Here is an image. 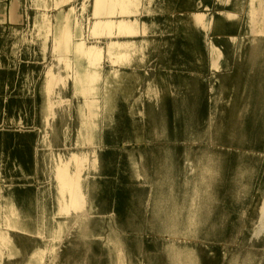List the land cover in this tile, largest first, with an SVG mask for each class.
I'll return each mask as SVG.
<instances>
[{
    "label": "rangeland",
    "instance_id": "obj_1",
    "mask_svg": "<svg viewBox=\"0 0 264 264\" xmlns=\"http://www.w3.org/2000/svg\"><path fill=\"white\" fill-rule=\"evenodd\" d=\"M95 1L0 0V264H116L104 249L109 233L121 240V264H176L161 242L166 217L129 187L149 184V167L154 188L168 180L179 141L168 115L178 123L206 95L187 17L196 0H134L116 13L106 4L101 20L127 19L138 32L101 37L92 34ZM229 9L241 17L216 19L217 42L227 49V36L245 38L218 75L232 104L198 143L206 165L197 171L208 170L209 184L202 215L177 223L173 238L182 250V238L204 244L217 229L223 244L229 228L242 264L249 251L264 253V0H233ZM62 164L72 176L81 170L86 197L69 215L61 213ZM187 225L199 238L181 235Z\"/></svg>",
    "mask_w": 264,
    "mask_h": 264
},
{
    "label": "crops",
    "instance_id": "obj_2",
    "mask_svg": "<svg viewBox=\"0 0 264 264\" xmlns=\"http://www.w3.org/2000/svg\"><path fill=\"white\" fill-rule=\"evenodd\" d=\"M133 1L134 0H96L93 15H94L95 19H98V18L99 19H98V22L94 25V27L92 29V34L95 35L96 37H101V36H105V35L106 36H113L114 34L115 35L118 34L120 36L136 35L138 30H137L136 25L133 24L132 21H128L126 19V20H120L119 22H114V21H108V20H101L100 19L101 16H103L102 15L103 10H106L105 9L106 4L111 3L112 5H114L113 11H111V12L116 13L115 11L118 10V7H120V10H122L123 4H127V2L131 3ZM202 2H204L208 5H211L210 9L215 14V16H214L213 21H212V29H211L210 36L215 38L216 44L218 45L220 50L225 53L226 58H227V65L224 69L219 70V71H214L212 69V66L210 65V61L208 60V57L204 51L202 41L200 38V33H199L198 28H197L196 22L192 18V14L195 13L198 9H201V7L198 8L199 0H196L195 5H194V10H191V12H189L187 14V17H188V19L191 20L192 28H193L194 32L196 33V36H197V39L199 42V46L201 48V55H199L197 58V60H198L197 62L202 66V74H200V86H201V88H203L202 83L204 81L207 83V85L210 88L214 87L216 90L214 89L215 91L213 93H212V91L211 92L208 91L206 95L200 97L198 108H196V111L194 113H189V114L194 115L195 113H198V111L202 110L201 100L204 99L205 101H207V108L205 107L203 109L205 111V115H206V121H205L206 123L205 124L207 126H210L209 123L211 124L216 118H219L220 121H222V122L227 119L228 111H229L231 104H232V95H225V84L220 81V78L218 77V75L228 71V69L231 67L230 57H239L240 56V54L242 53V48H243V45L245 42V38L242 34L237 35L239 37L242 36L243 43H242V46L239 50L235 51L234 53H231L230 51H228V38L230 36H236V35L227 36L226 37L227 49H224L217 42V39H220V37L215 36V21L217 18H221L225 21L226 24H228V23L237 22L239 20V18L236 21L230 22L225 17L218 14L219 10H225V11L232 12L229 9L231 5L225 6V7H218L215 4L216 0H207V1L202 0ZM232 2H233V0L231 1V4H232ZM202 10H206V9L204 8ZM132 13H133V11L131 9H129V11H127L125 15H131ZM233 13H235V12H233ZM236 14H238V13H236ZM124 24L129 25V26L131 25V28L130 29H123ZM115 28H116V31H115ZM123 33H125V35ZM68 39H69V34L66 33L64 36V40L62 39L61 42L68 43ZM111 45L112 46H123V45L129 46L131 44L129 43V41L128 42H119V41L115 42V41H113L111 43ZM91 49L100 52L96 48H91ZM101 53H102L101 58H103V51L102 50H101ZM109 54L112 55V51L110 49H109ZM209 78H211V79H209ZM52 84H53V82L51 81V85ZM223 99H225V101L223 103H221V101ZM186 103L189 104L188 101H186ZM210 116H212L214 118H212ZM185 117H186V114L183 116V118L178 123L173 124V122H171L173 119L172 116L168 115L169 122L167 124V132L169 134H176V137L179 138V142H178L179 145L173 146L169 150L170 151V153H169L170 156L168 157L169 161H170L169 167L173 171L172 174L170 175L168 180L162 184L161 188L156 189L153 187V182L155 181V175L150 170V167H149V171H150L149 172V176H150L149 184H148V186L145 185L146 187H142V188L140 187L141 189L147 190L146 191L147 192V199L145 201L146 203L144 202V204H147V205H145V206H149V210L155 211V214L158 216V218L164 217V219H165V217H166L165 225L163 224V228L166 230L165 233H168V236H166L164 238V240H162L161 242H162V245L167 246L169 244L167 251H169V248H170V251H169L168 255L171 256V258H173L175 260L176 264H188V263H187V259H186L187 258L186 254L184 253L183 249L181 250V249H177L175 247V241H174L175 238H173V234H176V232L178 231V228L175 225H178L177 223H179L180 221H189L190 218H196L199 213H201V215H202L201 211H202L203 203L208 199V197H207L208 193L206 192L208 189L206 187L209 186V184L205 182L206 179L204 178L205 174H203V170L200 173H198V171H197V168H198L200 162H202V163H204V165H206L205 161L202 160L204 155H201V156L199 155V153H200L199 151L201 150L202 147H199L198 143L202 139L195 142L192 135L187 136L184 134V129L186 128ZM206 125H205V129L207 127ZM171 128H172V130H171ZM180 131H182V134H183L182 136H180ZM204 139H205V136H204ZM186 141H190L192 143V145L187 146ZM174 147L176 148V150ZM195 147H197V148H195ZM150 149H151V147H149V151H150ZM176 151H177V154H176ZM178 151H179V153H178ZM188 161H190L192 164H187ZM178 169L181 170V172L178 171ZM68 171H69V164H62L57 169V172H58L57 173V181L59 183L60 190H61L62 194L65 197H67V200L61 206V213L63 212L62 214H65V215H69L72 212V208H73V211L83 210L85 207L84 205L86 204L85 203L86 197H85V194H84V191H83V188L81 185V180H80L81 179V177H80L81 170L79 169L77 171V173L74 175L75 177L72 176ZM204 171H208V170H204ZM190 172H191V174L189 175ZM65 175H67L68 177ZM180 175H182V177ZM202 176H203V179H202ZM201 179H202V181H201ZM70 182H71V185H69ZM199 182H200V184H199ZM196 184H199V186ZM77 186H78V188H77ZM67 187H69V188H67ZM131 187H133V186L129 187L131 192L139 190V189L132 190ZM183 187L185 188V192H183V193L178 192ZM149 188H150V190H149ZM204 193H205V195H204ZM148 195H149V200H148ZM81 197H82V199H81ZM73 198H74V200L76 199L77 201L74 202ZM76 204H77V207H76ZM65 206H66V208H65ZM64 209H66V210H64ZM110 225H111V222H109V226ZM183 228L184 229L186 228V229L185 230L183 229L184 231L182 230L183 234H181V235L190 236V237L194 236L195 238H199L198 234H193V232L190 230L188 225L186 227L184 226ZM180 229L181 228H179V230ZM215 230H217V229H212V231H211L210 236H212L211 237L212 239L208 238L209 240L204 241L205 242L204 244L198 243L205 250L209 251L210 247H217V244H218L220 239L214 238L215 236H217L219 234V232H217V231H216L217 233H213ZM223 231H225L224 232L225 235H224L223 240H225L228 236H233V234H231L229 228H225ZM94 234H95L94 232L90 234V239L93 237ZM23 238H24V240H27V238L25 236H23ZM189 240H191V241H189ZM210 240H214V241H210ZM113 241L115 243H113ZM182 241L185 243L195 241V243H197L196 241H198V240L182 238ZM120 243H121V240H119V242H117V240L114 239L112 233H109L107 243L104 247V249L109 252V254L115 260V263L117 262V264H121V262H119L120 257L118 258V255L119 254L121 255V253H119V251L120 252L122 251L119 248ZM221 245H224V243L223 244L221 243ZM115 247H116V249H115ZM129 248H130V251H132L131 247H129ZM117 250H119V251H117ZM24 251H26L25 253H27L28 248L24 247ZM249 254H250V251L248 252L247 256L245 257V259H244L245 261L244 260L242 261V264H245ZM200 255H201V253H199V255L196 253V256L198 258ZM117 259H118V261H117Z\"/></svg>",
    "mask_w": 264,
    "mask_h": 264
},
{
    "label": "bare ground",
    "instance_id": "obj_3",
    "mask_svg": "<svg viewBox=\"0 0 264 264\" xmlns=\"http://www.w3.org/2000/svg\"><path fill=\"white\" fill-rule=\"evenodd\" d=\"M231 1L232 0H216V3L215 4L218 7H223V6L225 7V6H230L231 5ZM200 7H201V9H198L195 13L192 14V18L196 22L197 28H198L199 33H200V38H201V41H202V45H203L204 51H205V53H206V55L208 57V60L210 61V65L212 66V69L214 71H219V70H222V69H224L226 67V65H227V58H226L225 53L223 51H221L220 48L218 47V45L216 44L215 38L212 37V36H210L211 29H212V21H213V18L215 16V14L210 9L211 5H208V4L204 3V2H202V0H199V3H198V8H200ZM204 8L206 10H202ZM218 14L222 15L223 17H225L230 22L236 21L238 18H240V15H238L236 13H233V12H230V11H225V10H219L218 11ZM123 34L125 35V33H123ZM242 43H243L242 36H240V37L237 36V35L236 36H230L228 38V51H230L231 53H234L235 51H237V50H239L241 48ZM209 79H211V78H209ZM202 86H203V89L206 90V94H207L208 91H210V92L212 91V93H213L216 90L214 87L210 88L207 85V83L204 82V81L202 83ZM224 101H225V99H223L221 101V103H223ZM201 104H202V107H201L202 110L198 111V113H195L194 115H190L188 113V114H186V117H185V119H186V122H185L186 128L184 129V134L187 135V136L188 135H192V137L195 140V142L198 141V140H200V139H204V130H205V125H206L205 124L206 123L205 122L206 121V115H205V111L203 109L205 107L207 108V101H205L204 99H202L201 100ZM210 117H212V116H210ZM212 118H214V117H212ZM171 130H172V128H171ZM182 135H183L182 134V131H180V136H182ZM195 148H197V147H195ZM175 150H176V148H175ZM178 153H179V151H178ZM176 154H177V151H176ZM178 171L181 172V170H179V169H178ZM190 174H191V172L189 173V175ZM203 174H204V170H203ZM65 176H67V175H65ZM180 176L182 177V175H180ZM80 177H81V175H80ZM149 178H150V176H149ZM202 179H203V176H202ZM202 179H201V181H202ZM199 184H200V182H199ZM199 184H196V185L199 186ZM69 185H71V182H70ZM147 186H148V184H147ZM69 187H67V188H69ZM77 188H78V186H77ZM141 188H140V186L139 187L138 186L137 187L136 186L131 187L132 190L139 189L138 191H134L132 193L136 197L143 199V202H145L146 199H147V192H146L147 190L146 189H141ZM149 190H150V188H149ZM204 195H205V193H204ZM148 197H149V195H148ZM81 199H82V197H81ZM73 200H74V198H73ZM75 201H77V200L75 199L74 202ZM76 207H77V204H76ZM65 208H66V206H65ZM64 210H66V209H64ZM72 211H73V208H72ZM233 238H234L233 236H228L224 240V245H221V243L218 242L217 247H210V250L209 251L208 250H205L198 243H192V242L185 243V242L182 241V243L184 245L183 251H184V253L186 254V257H187L186 258L187 259V263L188 264H237L238 263V256H237L236 249H234L235 250L234 251L233 249H230L229 248V244L230 243H233ZM117 242H119V241H117ZM113 243H115V242L113 241ZM190 247H193V248L196 247L197 248L196 249L197 251L189 252L188 249ZM115 249H116V247H115ZM117 251H119V250H117ZM198 251H199V253H201V255L199 256V258L196 256V253ZM263 255H264V253L261 250H251L249 256L247 257V261L245 262V264H260ZM118 258H119V255H118ZM117 261H118V259H117ZM116 264H117V262H116Z\"/></svg>",
    "mask_w": 264,
    "mask_h": 264
}]
</instances>
